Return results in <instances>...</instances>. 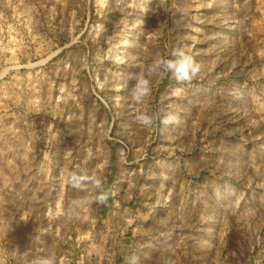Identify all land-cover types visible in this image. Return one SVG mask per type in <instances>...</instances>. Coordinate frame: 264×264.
<instances>
[{"label":"rangeland","instance_id":"obj_1","mask_svg":"<svg viewBox=\"0 0 264 264\" xmlns=\"http://www.w3.org/2000/svg\"><path fill=\"white\" fill-rule=\"evenodd\" d=\"M0 264H264V0H0Z\"/></svg>","mask_w":264,"mask_h":264},{"label":"clouds","instance_id":"obj_2","mask_svg":"<svg viewBox=\"0 0 264 264\" xmlns=\"http://www.w3.org/2000/svg\"><path fill=\"white\" fill-rule=\"evenodd\" d=\"M171 56L173 58L157 56L148 65L140 67L130 92L134 103L140 104L150 96L153 79L157 76L170 75L175 81L182 83L193 80L200 73V64L185 49L176 48L171 52ZM135 118L144 127H150L153 123V117L145 112L138 113ZM176 120L177 116L167 114L161 118V123L168 125ZM104 199L103 195L99 197L101 202Z\"/></svg>","mask_w":264,"mask_h":264}]
</instances>
